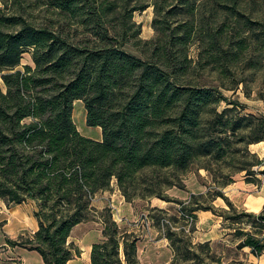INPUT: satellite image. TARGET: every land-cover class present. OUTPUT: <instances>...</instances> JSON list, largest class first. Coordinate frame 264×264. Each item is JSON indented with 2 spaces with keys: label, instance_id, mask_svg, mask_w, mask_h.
Instances as JSON below:
<instances>
[{
  "label": "trees",
  "instance_id": "16d2710c",
  "mask_svg": "<svg viewBox=\"0 0 264 264\" xmlns=\"http://www.w3.org/2000/svg\"><path fill=\"white\" fill-rule=\"evenodd\" d=\"M2 2L0 200L8 207L36 201L39 221L37 231L8 238L11 247L37 250L44 264H68L80 253L70 240L74 228L98 221L102 238L91 264H141V236L121 226L112 206H94L95 197L115 182L133 204L183 202L168 191L185 189L187 173L197 168L211 183L180 210L186 222L187 215L194 219L190 231L198 210L214 209L235 229L239 250L264 253V211L240 210L224 191L242 174L253 182L264 175V158L251 150L264 141V114L245 113L246 105L227 94L244 86L251 97L258 78L264 87V0ZM46 3L38 22L33 11ZM151 6L155 35L146 39L135 13ZM27 53L31 62H24ZM77 100L88 125L102 128V140L79 130ZM218 197L229 208L200 206ZM157 211L152 220L170 240L173 263L200 260L177 225L181 218Z\"/></svg>",
  "mask_w": 264,
  "mask_h": 264
},
{
  "label": "rangeland",
  "instance_id": "374dc122",
  "mask_svg": "<svg viewBox=\"0 0 264 264\" xmlns=\"http://www.w3.org/2000/svg\"><path fill=\"white\" fill-rule=\"evenodd\" d=\"M3 6L2 0H0V7ZM48 4H43L40 7H37L33 11V19L37 20L38 22H43L42 15L44 14L43 10L47 8ZM28 14L31 13L32 9H28ZM153 18H154V7L151 6L147 8L144 11H137L135 13V20L142 24L143 26V32L142 37L149 39L152 38L155 35V30L153 28ZM24 62H31V55L30 53H27L25 55ZM259 82L252 84V95L251 97H248L244 92V86H242L236 93L228 92V95H232V98L238 99L240 102L244 103L246 105L244 112L245 113H255V114H264V98L260 97V90H264L262 87V79L258 78ZM0 89L6 90L1 73H0ZM82 101L77 102L75 104V111H74V119L75 122L79 128V130L87 136L96 135L97 131L95 130L96 127L89 126L87 123V111L84 107ZM85 112V113H84ZM92 130H95L96 132H92ZM264 144V143H263ZM251 150H256V146H251ZM260 153L264 154V148L260 149ZM261 158H264V155H260L257 153ZM263 168V167H262ZM185 183L188 189H182L180 187H175L173 191H168V194L176 200H181L183 202L178 201H168L161 198L155 197L154 200H144L139 201L135 204V214L130 213V218L127 220L123 219V216H128V212L124 209L121 211L119 208H116L117 206L112 205L113 208V214L114 218L121 224L122 227L128 228L129 230L139 234L141 236V240L143 241L141 243V247L143 249L140 259L141 264H174L173 259L174 257L171 256V249H168L167 246L164 245V243L160 244L159 240H157V230L159 229L152 220V216L158 214L157 209L163 208L166 209L171 215H176L179 218H181V223H177V225L181 226L184 225L186 229V235H183L184 237H189L193 245L196 248V251L201 252L202 258L200 260H193L190 262H185V264H247L248 251H245L241 249V251L237 248V239L235 237V229L231 227L230 222H225L224 217L220 214V212L215 211L214 209H200L197 211V220L195 222V231H190L191 226L193 223L189 226V222L182 218V214L180 213V210H183L186 205L189 204V200H191L192 194L190 193L192 191L199 192V190H209V184L211 183V177L209 176L208 172L204 169L198 170L197 168H194L190 170L186 177H185ZM202 187L201 189L199 187ZM181 189V190H180ZM189 192V193H188ZM206 193V192H203ZM193 194H199V193H193ZM216 208H223V207H217L215 204V201L212 203V201H208L206 199L201 200L200 206L203 205H213ZM163 207H160V206ZM229 208V205L228 207ZM156 209V210H155ZM12 208H8L5 203L0 200V220H3L6 217H9L12 213ZM188 212V211H187ZM207 212L210 216L211 214H214L215 216H221L223 218V227L225 228V232L228 233V237L225 241H211V249L205 250L202 252V250L199 247V244L201 241L196 237L200 233H204L205 230L209 228L210 225L213 224V221H210L211 218H208L206 221V218L201 216H204V213ZM213 217V216H212ZM216 219V217H213ZM123 219V220H122ZM201 221V222H200ZM6 222V221H5ZM4 221L0 222V234L4 233ZM200 222V223H199ZM101 224L98 221H89L85 222L82 226L77 227L73 233V236L71 237V241L74 242L75 246L79 248L80 242L83 243V241H80L83 239L84 235L87 233V230L90 227H97ZM201 227V229L199 227ZM238 226V225H237ZM243 226H246L248 230H250L252 227L248 222H244ZM153 227V228H151ZM180 228V227H179ZM155 233L152 235L151 233ZM149 235V236H148ZM152 236L153 239H150ZM160 236V235H159ZM156 239V240H155ZM4 241V239H3ZM2 242V239H0V243ZM153 242V243H152ZM84 246L88 244V242L84 241ZM153 246H156L157 248L153 249ZM9 250V249H8ZM173 254V252H172ZM9 253H7V250L3 248V246H0V262L6 258H8ZM184 264V263H182Z\"/></svg>",
  "mask_w": 264,
  "mask_h": 264
},
{
  "label": "crops",
  "instance_id": "0c3cea01",
  "mask_svg": "<svg viewBox=\"0 0 264 264\" xmlns=\"http://www.w3.org/2000/svg\"><path fill=\"white\" fill-rule=\"evenodd\" d=\"M79 101L81 100H77L75 104H77V102ZM95 130H92L91 134L93 132H96L97 134L91 135L88 137H91L97 140H102L103 138L102 128L96 127ZM263 143L264 141L260 143L252 144L251 146H254V145L256 146V150L255 151L252 150V151L262 155L260 153V149L264 148ZM257 177L259 178V182H253V181L247 180V176L242 174V176H240L235 182H233L232 184H230L228 187L225 188L224 190L225 194L234 203V205L238 209L245 210V211L255 213V214H260L262 211H264V175L258 174ZM113 187H114L113 190H107V191L99 193L95 197L93 201V205L98 207L99 209H103L106 206L115 205L117 206L116 208H119V210L122 211L124 209L125 211L128 212V216L124 215L123 219L126 218L127 220H129L130 215H131L130 213L135 214V204L126 201L125 197L122 195L120 189L118 188L115 182H114ZM199 188L201 189L202 187L200 186ZM173 189H175V187L170 189V191H173ZM185 189H188V187L186 186ZM207 191L208 190H206V188L205 190H199V192L192 191L190 195L193 193H203ZM154 199L155 198H152L151 200H154ZM215 204L217 207H220V206L223 208L228 207V204L223 197H218L215 200ZM160 207H163V206H160ZM8 208H12V211H11L12 214L9 217L4 218L3 220H0V222L6 221L3 226L4 233L0 234V239H2L0 246H3V248L7 250V253H9L8 258L16 257L22 260L23 264H44V258L37 250H30L28 248L21 247V246L11 247L7 242L8 238L17 239L22 233L35 232L39 229V221L36 217V211L38 210L36 201L28 200L22 204L12 205ZM211 215L213 217H216V219L210 216L207 212L204 213V216L200 217V219L202 220H203L202 217L206 218V221L208 218H211L210 221H213V224L210 225L209 228L205 230L204 233H200L196 237L202 243L207 242V241H215V240L225 241L229 235L227 232L224 231L225 228L223 227V224H222L224 222L223 218L218 215L216 216L214 214H211ZM83 224L84 223L77 225L74 228V231L77 227H80ZM199 228L201 229V227ZM73 233H72V236H73ZM151 234L154 235L155 233L153 232ZM156 234H157L156 239L159 240L160 242V244L158 245L160 246L161 243H164V245L167 246L168 249H171V256L174 257V251L171 247L170 240L161 232L160 229L157 230ZM101 238H102V226L100 225L97 227L96 226L90 227L87 230V233L84 235L83 239L79 240V242L83 241L84 243L85 241V242H88V244L84 246V244L80 242V245L78 248L80 253L75 254L68 264H91V251H92L93 244L98 242ZM150 239L154 240L152 236L150 237ZM142 242H143L142 240H140L139 242V254L140 255L143 251L141 247ZM155 248L157 247L153 246V249ZM243 250L248 251L247 253H249L250 251V254L248 255V259H247V264H264V253L261 255H256L250 247H245L243 248ZM237 251L239 252L241 250H237Z\"/></svg>",
  "mask_w": 264,
  "mask_h": 264
},
{
  "label": "built area",
  "instance_id": "2783aa9c",
  "mask_svg": "<svg viewBox=\"0 0 264 264\" xmlns=\"http://www.w3.org/2000/svg\"><path fill=\"white\" fill-rule=\"evenodd\" d=\"M193 217L190 215H187V221L189 222V226L193 223Z\"/></svg>",
  "mask_w": 264,
  "mask_h": 264
},
{
  "label": "bare ground",
  "instance_id": "6f19581e",
  "mask_svg": "<svg viewBox=\"0 0 264 264\" xmlns=\"http://www.w3.org/2000/svg\"><path fill=\"white\" fill-rule=\"evenodd\" d=\"M83 105V104H82ZM85 107V106H84ZM85 113V112H84Z\"/></svg>",
  "mask_w": 264,
  "mask_h": 264
}]
</instances>
